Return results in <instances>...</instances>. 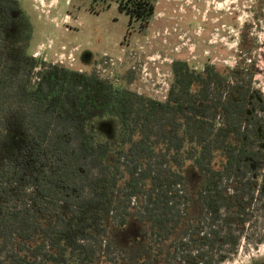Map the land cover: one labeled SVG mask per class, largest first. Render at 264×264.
Masks as SVG:
<instances>
[{"label":"trees","instance_id":"1","mask_svg":"<svg viewBox=\"0 0 264 264\" xmlns=\"http://www.w3.org/2000/svg\"><path fill=\"white\" fill-rule=\"evenodd\" d=\"M92 2L140 29L155 14V0ZM17 8L0 0L5 18ZM5 49L0 29V264H226L255 243L264 99L253 70L174 61L157 101ZM104 120L115 145L92 129ZM134 225L138 238L118 244L114 231Z\"/></svg>","mask_w":264,"mask_h":264},{"label":"rangeland","instance_id":"2","mask_svg":"<svg viewBox=\"0 0 264 264\" xmlns=\"http://www.w3.org/2000/svg\"><path fill=\"white\" fill-rule=\"evenodd\" d=\"M17 1L12 19L0 15L6 57L26 53L50 64L61 61L157 101L165 99L174 61L197 70L207 62L246 68L255 72L253 86L264 99V0H155L144 29L129 26L113 2L101 11L92 0ZM92 129L115 145V121L95 122ZM189 189L195 191L193 179ZM253 216L248 232L255 243L242 240L226 264L264 263V215ZM138 229L114 231L116 242L131 243Z\"/></svg>","mask_w":264,"mask_h":264},{"label":"built area","instance_id":"3","mask_svg":"<svg viewBox=\"0 0 264 264\" xmlns=\"http://www.w3.org/2000/svg\"><path fill=\"white\" fill-rule=\"evenodd\" d=\"M53 65H59V66H61V67H64V66H63V65H64V63H63V62H61V61H59V64H56V63L54 64V63H53Z\"/></svg>","mask_w":264,"mask_h":264},{"label":"flooded vegetation","instance_id":"4","mask_svg":"<svg viewBox=\"0 0 264 264\" xmlns=\"http://www.w3.org/2000/svg\"><path fill=\"white\" fill-rule=\"evenodd\" d=\"M15 1H17V0H15ZM17 3H18V1H17ZM18 6H19V4H18ZM261 264H264V263H261Z\"/></svg>","mask_w":264,"mask_h":264}]
</instances>
